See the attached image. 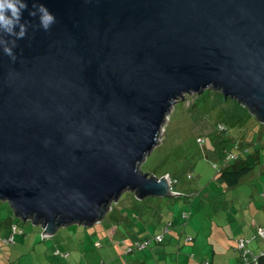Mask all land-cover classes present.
Masks as SVG:
<instances>
[{"label":"water","instance_id":"95a60500","mask_svg":"<svg viewBox=\"0 0 264 264\" xmlns=\"http://www.w3.org/2000/svg\"><path fill=\"white\" fill-rule=\"evenodd\" d=\"M37 2L56 23L29 27L15 63L0 52V201L42 238L99 223L126 192L177 195L140 165L186 95L264 125V0Z\"/></svg>","mask_w":264,"mask_h":264},{"label":"rangeland","instance_id":"374dc122","mask_svg":"<svg viewBox=\"0 0 264 264\" xmlns=\"http://www.w3.org/2000/svg\"><path fill=\"white\" fill-rule=\"evenodd\" d=\"M219 126L226 130L221 131ZM158 140L159 144L140 169L155 177L167 173L177 195L138 200L126 192L99 223L91 227L59 228L53 240L52 237L43 240L39 233L41 227L15 218L9 205L0 201V235L8 234L11 218L19 222L25 233L16 237L15 245L0 249V255L7 257L17 251L19 264H57L59 259L51 255L53 247L65 241L70 255L61 264H133L135 260L159 264L155 259L161 264L164 261L177 264L174 254L177 249L172 248L177 244L181 254L193 257L195 262L205 261L207 257L210 262L215 252L214 264H242L238 250V237L242 233L237 228L240 229L244 218L264 217L261 209L264 206V125L238 103L224 101L215 91L205 90L200 95H186L172 106ZM217 142L226 148L237 143L234 153L244 149L245 153L259 157V163L235 188H228L216 179L224 166ZM121 211L129 219L133 218L131 224L116 220ZM259 224L264 230L263 222ZM33 231L37 236L35 241ZM69 234L75 236L72 243ZM157 234L164 235L162 244L155 243ZM119 236L126 238L124 244L111 245ZM186 236L194 241H186ZM131 238H150V243L146 249H134L127 254L126 249L134 247ZM156 246L163 249L161 255H153ZM249 248L260 254L264 239H254Z\"/></svg>","mask_w":264,"mask_h":264},{"label":"clouds","instance_id":"9594fccd","mask_svg":"<svg viewBox=\"0 0 264 264\" xmlns=\"http://www.w3.org/2000/svg\"><path fill=\"white\" fill-rule=\"evenodd\" d=\"M25 12L35 25L25 20ZM55 23L56 17L37 0H32L30 9L29 0H0V52L15 63L17 41L27 36L29 27L48 32ZM87 134L91 135L90 129Z\"/></svg>","mask_w":264,"mask_h":264},{"label":"trees","instance_id":"16d2710c","mask_svg":"<svg viewBox=\"0 0 264 264\" xmlns=\"http://www.w3.org/2000/svg\"><path fill=\"white\" fill-rule=\"evenodd\" d=\"M215 145L218 147V151H217V148H216V151L223 153L222 157L224 159V166L217 173L216 179L218 181L222 182L228 188L237 187L241 183L242 179L246 175H248L249 172H251L253 170V168L259 163V157H256L250 153L247 154L248 151L245 153L244 149L241 150L242 152H239V154L234 153L233 150H236L237 144H231L230 146H228V148H226L225 145H222L219 142H217ZM228 154H233V155H236L237 157L234 160H225V156ZM166 174L167 173H165L163 175H166ZM9 221L10 222H8L9 225L7 228L8 236L5 238L0 237V249H2V245H3V247H8V246L15 244V242H14V236L15 235L19 234L20 236H25L23 229L19 227L18 221L17 222L13 221L12 218L9 219ZM13 227H15L14 231L12 230ZM259 228H261V227L256 228L257 230H256L254 236H252L253 239H249L246 237L240 238V239L249 240V243L247 244L246 248L255 256H257L259 254V252L256 253L253 250H251L249 247L253 243L254 239H256V238L264 239V238H261L257 235V231ZM161 236H162V239L158 243H161L164 240V238H163L164 235H161ZM10 239H11V242L9 241ZM192 240H193V238L186 237V241L191 242ZM139 241L145 242V241H147V239H142ZM136 242H138V241H136ZM155 242H157V241H155ZM262 251L264 252V250H261V253H262ZM54 256H60L61 258L65 259V260L68 258V254L60 253V251H56L54 253ZM189 260H190V264H204V263L208 262L206 260L200 261V262H195L193 260V257H190ZM241 263L246 264V263H243L242 261H241ZM208 264H210V263L208 262ZM247 264H264V255L258 256V259L256 262H248Z\"/></svg>","mask_w":264,"mask_h":264},{"label":"crops","instance_id":"0c3cea01","mask_svg":"<svg viewBox=\"0 0 264 264\" xmlns=\"http://www.w3.org/2000/svg\"><path fill=\"white\" fill-rule=\"evenodd\" d=\"M235 144H237V143H235ZM240 150V149H239ZM164 175H162V176H160V177H163ZM170 178V177H169ZM171 180L169 179V183H170V189H171V192L172 193H176V192H174L173 190H172V183L170 182ZM178 193V192H177ZM263 198V197H262ZM263 201H264V198H263ZM247 207V206H246ZM128 209H130V208H128ZM261 209H263V214H264V206H261ZM140 211V210H139ZM118 222H122V223H125V225L126 224H131L132 222H133V218H131V219H129L128 218V216L126 215L125 216V214H124V212L123 211H121L120 212V218H117L116 219ZM261 222H263V224H264V217H263V219L261 218V219H257V218H253L252 217V219H248V218H244L243 219V221L239 224V227H240V229L239 228H237L238 229V232H241L242 233V235H240L239 237H238V240L240 239V238H248V237H252L254 234H255V232H256V228H258V227H260V224L259 223H261ZM71 227V226H70ZM66 228H68V227H66ZM70 230V229H69ZM34 233H33V240L35 241V239L34 238H36L37 236H36V232L35 231H33ZM39 233H42V231H39ZM55 234H58V230H57V232L55 233ZM115 235V237H116V233H114ZM64 235V237H66V235L65 234H63ZM70 235V234H69ZM121 235V234H120ZM8 236V234H6L5 236H2V235H0V237H2V238H5V237H7ZM17 236H20V235H15L14 236V242H16L17 241V239H16V237ZM157 237L158 236H160V234H157L156 235ZM156 236H154L155 238H156ZM72 237V238H71ZM73 237H75V236H71L70 235V238H71V240L69 241V242H73L72 241V239H74ZM187 237V236H186ZM19 238V237H18ZM55 237H52L51 238V240H53ZM125 239L126 238H122L121 236H119V238H118V240L116 239V240H114V242H112L111 243V245H115V246H117V245H120L121 244V242H119V240L121 241V240H123L124 242H125ZM142 239H147V246L149 245V241L150 240H148V239H150V238H139V240H142ZM21 240V239H20ZM43 240H45V239H43ZM75 240V239H74ZM131 240H132V242H136V241H139V240H135L134 238H131ZM22 241V240H21ZM21 241H20V243H21ZM127 241V240H126ZM164 241V240H163ZM163 241L161 242V243H158V242H155L156 244H162L163 243ZM192 241H194V238H193V240ZM23 242V241H22ZM49 242V241H48ZM78 242V241H77ZM132 242H130V243H132ZM54 243H55V241H54ZM16 244V243H15ZM14 244V245H15ZM19 244V243H18ZM57 245V246H56ZM69 244H67V242H60V244L58 245V244H55L54 245V249L52 250V254L51 255H54V253L56 252V251H60V253H64V254H68V258H69V250H68V246ZM96 245H98V244H96ZM146 246V247H147ZM146 247H145V249H146ZM170 247H172V246H170ZM175 247H176V249L177 250H175ZM4 248H6V247H3V245H2V249H4ZM18 248V247H17ZM175 251H176V253H175V251H174V254L176 255V258H175V261H177L178 263L177 264H181L180 262H183V264L185 263V264H190V260H189V256L188 255H186V254H181V251H180V247L179 246H177V244L175 245V246H173L172 247ZM69 249H70V247H69ZM144 249V248H143ZM143 249H141V250H143ZM71 250V249H70ZM163 249L162 248H160L159 246H156V249H154V250H152L153 252H154V256H156V255H161L160 254V252L162 251ZM19 251V250H18ZM16 252V251H15ZM10 253V255H8L7 254V257H5V256H3V255H0V257H1V259H0V263L1 262H4L5 264H19V261H17V253ZM20 252V251H19ZM51 253V252H50ZM132 253V252H131ZM202 253H203V251H202ZM47 254H48V251L47 252H44V255H46L47 256ZM214 255H215V252H213V258L212 259H210V262L207 260L208 259V257L206 258V260L210 263V264H214ZM58 259H59V261H60V263L59 262H56L57 264H61L65 259H63V258H61L60 256H56ZM159 259H155V263H159V264H161L159 261H158ZM158 261V262H157ZM16 262V263H15ZM133 264H143L142 263V261H139V260H135L134 262H133ZM163 264H168V262H165L164 261V263ZM169 264H173L172 262H169Z\"/></svg>","mask_w":264,"mask_h":264},{"label":"built area","instance_id":"2783aa9c","mask_svg":"<svg viewBox=\"0 0 264 264\" xmlns=\"http://www.w3.org/2000/svg\"><path fill=\"white\" fill-rule=\"evenodd\" d=\"M219 128L221 129V131H224L225 128L222 127V126H219ZM198 142H202V140H198ZM236 155H233V154H228L225 156V160H234L236 159ZM164 177H166L168 180H169V175H165ZM12 230L14 231L15 230V227L12 228ZM165 231H167V229H165ZM257 235L261 238H264V230L259 228L258 231H257ZM41 237H42V233H41ZM47 237L44 236L42 239H46ZM162 239V236H158L155 238V241L159 242L161 241ZM253 239V238H251ZM11 242V239L9 240ZM249 243V240L247 239H239L238 240V250H239V253H240V259L243 263H248V262H256L257 259H258V256H261V255H264V252L260 253L259 255L255 256L253 255L247 248V244ZM124 242L122 241L121 242V245H123ZM147 241L145 242H135L134 243V247H129L126 249V253L129 254L131 252H133L134 249H143L147 246ZM204 264H208V262L204 263Z\"/></svg>","mask_w":264,"mask_h":264}]
</instances>
